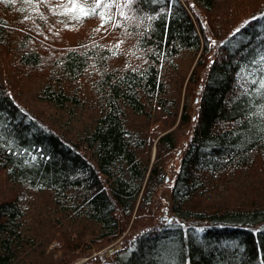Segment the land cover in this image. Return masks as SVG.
<instances>
[{"label":"trees","instance_id":"1","mask_svg":"<svg viewBox=\"0 0 264 264\" xmlns=\"http://www.w3.org/2000/svg\"><path fill=\"white\" fill-rule=\"evenodd\" d=\"M96 2L0 0V264H264V0Z\"/></svg>","mask_w":264,"mask_h":264},{"label":"rangeland","instance_id":"2","mask_svg":"<svg viewBox=\"0 0 264 264\" xmlns=\"http://www.w3.org/2000/svg\"><path fill=\"white\" fill-rule=\"evenodd\" d=\"M196 56L198 57V55H196ZM196 56L194 57L190 53L189 54L185 53L179 59V63L184 68L183 70H185V73H186V71H187V73H189L190 70L193 69V67L196 63ZM154 151H155V147L153 148V155H154ZM167 200H168V194H167V191L165 190V192L161 195V203H166ZM166 213H167V211L163 212L162 210H159L156 214V218H158L159 220H162L163 218L166 217ZM120 247H121V240L116 241V243H113L106 248L95 251L94 254H100L104 257H108V256H111L113 251L117 250ZM83 259H85V258H81L80 260H78V262L83 260ZM78 262H75L74 264H76Z\"/></svg>","mask_w":264,"mask_h":264},{"label":"snow or ice","instance_id":"3","mask_svg":"<svg viewBox=\"0 0 264 264\" xmlns=\"http://www.w3.org/2000/svg\"><path fill=\"white\" fill-rule=\"evenodd\" d=\"M131 2H132V0H128V3H131ZM105 6L106 7H111L110 4H106ZM96 7H99V0H97L96 6L93 7L90 11H86L84 8H80L81 15L78 16L77 18L78 19H81V18H83L85 16H89V15H100L101 16V19L104 20V22H107V19L104 18V16L102 15V13H98L96 11ZM121 14H123V13H121ZM109 19H110V17H109ZM237 31H239V29ZM262 59H264V57H262ZM260 71L264 72V68H261ZM253 83H256V81L254 80ZM260 87L261 88H264V78H261V80H260Z\"/></svg>","mask_w":264,"mask_h":264}]
</instances>
